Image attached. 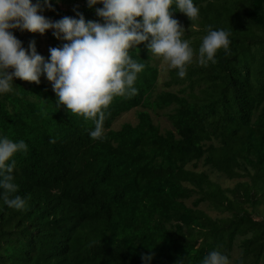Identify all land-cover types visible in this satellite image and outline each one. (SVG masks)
<instances>
[{"label": "trees", "instance_id": "1", "mask_svg": "<svg viewBox=\"0 0 264 264\" xmlns=\"http://www.w3.org/2000/svg\"><path fill=\"white\" fill-rule=\"evenodd\" d=\"M51 2L54 9L42 13L50 19L75 16L76 9L100 20L86 0ZM194 4L198 18H188L182 37L194 50L185 76L170 68L159 89L154 55L146 42L133 46L130 57L144 64L137 93L115 97L104 110L102 140L88 135L92 120L59 107L41 80L14 78L13 90L0 94V135L27 145L12 157V195L25 207L0 201V264H142L149 252L151 264H175L182 255L200 264L212 250L233 264H261L264 0ZM172 15L179 21L185 14ZM209 26L226 30L230 43L203 66L196 51ZM19 32L25 48L34 40L43 55L37 38ZM46 33L52 47L63 43ZM134 108L138 121L114 129ZM153 114L165 115L172 128L162 129ZM200 162L208 169H198ZM220 178L239 180L224 186ZM206 202L220 214L202 208Z\"/></svg>", "mask_w": 264, "mask_h": 264}, {"label": "clouds", "instance_id": "2", "mask_svg": "<svg viewBox=\"0 0 264 264\" xmlns=\"http://www.w3.org/2000/svg\"><path fill=\"white\" fill-rule=\"evenodd\" d=\"M86 3L94 8L100 20H86L76 9L75 16L50 19L42 13L54 9L51 0H0V94L13 90L14 78L39 84L44 75L51 82L59 107L62 104L69 112L92 120L94 127L88 135L93 140H102L104 110L115 97L137 93L134 83L144 64L133 60L129 50L146 42L144 46L150 55L162 58L183 78L187 65L193 61L194 50L182 38L185 28L172 13L178 10L193 22L198 18L199 8L194 0H86ZM98 4L102 7H96ZM13 29L40 34L52 30V35L63 43L49 47L45 58L36 50L34 40L25 48ZM228 36L226 30L209 26L196 51V62L203 66L215 63L217 51L229 48ZM26 148L23 140L13 141L0 135V201L17 210L25 207V199L12 195L17 191L12 176L16 161L12 157ZM152 258L151 252L142 254V264H151ZM175 264H187L186 256L182 255ZM200 264L233 262L226 254L212 250Z\"/></svg>", "mask_w": 264, "mask_h": 264}, {"label": "rangeland", "instance_id": "3", "mask_svg": "<svg viewBox=\"0 0 264 264\" xmlns=\"http://www.w3.org/2000/svg\"><path fill=\"white\" fill-rule=\"evenodd\" d=\"M187 20H188V17L185 14L184 16H181L180 17V20L178 21L185 28L184 35L186 34V31L189 29V23H188ZM11 31H13V34L19 32L18 29H13ZM28 34L30 36L35 37V38L38 39V42L41 45V50L43 52V56L45 58H47L48 55H49L48 49H49V47H52L53 46L52 42H50L48 40L47 33L40 34V33L29 32ZM154 57H155V61L157 62L158 66H159V68L161 70V73H160V81H159V89H162L163 88L164 81L168 78V75H169L168 71H169L170 68L168 67L167 62L166 61H163L162 58L157 57L155 55H154ZM40 80L43 81V82H45V83H47L48 85L51 86V82H49L44 77V75H41ZM138 109L139 108H134V109H132V110L126 112V113H123L121 116H119L116 119V121L114 122L113 128L114 129H120V127L124 123H126V122H131V123L135 124L138 121V118H137V111H138ZM153 117H154V121L156 123H158L162 127V129L172 128V125H171L169 119L165 115H156V114H153ZM197 168L198 169H208V167L207 166H204L202 162L199 163V166ZM213 174H215V173H213ZM238 180L239 179L220 178L218 181L220 183H222L224 186H233ZM190 203H191V200H189V204ZM201 207L204 208V209H206V210H208L207 212L210 213L211 215L220 214V212H218L217 210H215L213 208H209L207 202L204 203V204H202ZM257 218L259 219L260 217H257ZM237 255H238V249L236 247H234L233 257L235 258Z\"/></svg>", "mask_w": 264, "mask_h": 264}]
</instances>
